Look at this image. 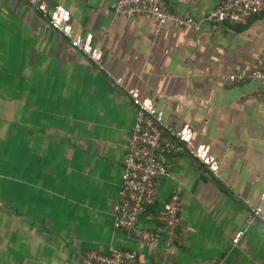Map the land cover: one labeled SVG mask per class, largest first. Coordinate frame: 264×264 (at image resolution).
Segmentation results:
<instances>
[{"label":"crops","instance_id":"1","mask_svg":"<svg viewBox=\"0 0 264 264\" xmlns=\"http://www.w3.org/2000/svg\"><path fill=\"white\" fill-rule=\"evenodd\" d=\"M203 17L222 0H164ZM72 14L74 33H93L104 63L165 113L168 129H194L223 178L187 151L162 159L170 174L136 230L114 225L136 110L70 41L25 0H0V264H93L88 249H129L138 264H264V224L247 221L264 199V88L230 81L255 68L264 13L248 23H205L201 31L115 11L116 0H53ZM182 197L181 222L159 215ZM160 238L141 241V231ZM245 230L238 244L233 238Z\"/></svg>","mask_w":264,"mask_h":264},{"label":"built area","instance_id":"2","mask_svg":"<svg viewBox=\"0 0 264 264\" xmlns=\"http://www.w3.org/2000/svg\"><path fill=\"white\" fill-rule=\"evenodd\" d=\"M25 1L40 14L51 29L66 37L74 49L83 52L116 87L123 88L136 110V121L129 138L128 154L115 205L116 229L127 232L136 230L142 215L156 203L161 181L170 174L168 165L162 159L164 153L187 151L205 165L214 176L223 178L224 173L220 163L209 145L201 143L195 147L187 146L194 136L191 124L186 123L177 130L168 129L165 113L151 98L144 97L136 87L125 86L122 76H115L107 69L104 63V51L94 45L93 33L86 35L74 33L72 14L66 6L53 3V0ZM115 11L122 15L154 19L155 34L159 35L169 22L196 31H201L205 23L246 24L253 16L264 13V0H222L213 11L199 18L192 15L183 16L171 11L164 0H116ZM228 78L230 81L239 82L257 79L264 88V47L252 71L232 73ZM181 207L182 197L176 190L159 215L166 230L173 231L180 224ZM247 221L249 224L257 221L264 224L263 205H250ZM244 233L245 230L238 231L233 243L238 244ZM160 236L161 233L158 231L143 230L140 238L144 243H151ZM85 257L93 264H138L137 251L129 249L114 248L109 253L88 249ZM217 264L226 263L223 260Z\"/></svg>","mask_w":264,"mask_h":264}]
</instances>
